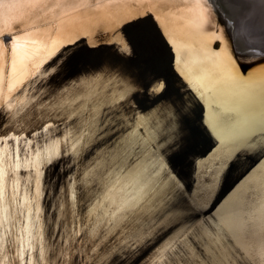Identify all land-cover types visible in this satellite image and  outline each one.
<instances>
[{
    "label": "snow or ice",
    "instance_id": "snow-or-ice-1",
    "mask_svg": "<svg viewBox=\"0 0 264 264\" xmlns=\"http://www.w3.org/2000/svg\"><path fill=\"white\" fill-rule=\"evenodd\" d=\"M45 3L46 0H0V50L11 49L7 67L0 53V80L6 71L9 92L19 65L40 50L26 48L28 42L20 43L21 38L11 28L23 23L26 9ZM150 3L152 0H108L109 5L121 9L118 19L105 17L113 34L115 25L127 21L134 38L146 49L151 48L162 38L164 29L156 27L159 21L150 9L145 13L133 11ZM59 43V39L53 40L44 45V50L51 56ZM126 51L123 46L121 52ZM54 64L55 61L43 69V75H48ZM65 67L41 84L43 91L29 94L15 104L5 100L0 105V127L22 120L34 125L28 136L36 138L34 142L0 133V143L4 145L0 148V248L7 245L10 251L16 247L19 257L38 244L39 260L47 258L51 264L55 250L45 257V226L41 222L44 169L69 157L63 162L77 172L68 177L67 185L55 197L52 208L56 215L49 224H55L57 229L63 227L73 246L74 238L89 245L83 255H91L92 264H137L144 256L151 257L150 264H249L250 259L264 264V246L252 257L246 248L257 231L264 233V166L252 172L232 201L215 213L205 212L204 204L213 185L202 187L198 180L195 189H186L162 159L164 152L176 146V119L182 109L175 108V101L172 107L145 110L139 103L130 102L136 99L134 89L119 71L83 75L76 72V78L67 83L70 77L58 80ZM39 75L32 73L34 77ZM240 83L249 87L252 82ZM202 87L191 83L188 95L196 100L193 92H199L203 98ZM162 88L159 77L148 79L144 85L145 94L156 99ZM239 118L238 112L210 104L208 128L220 142L213 162L218 161L222 169L233 161L232 167H242L247 173L264 160V118H258L254 104L244 110L242 130L236 126ZM12 130L9 124L8 131ZM21 140L23 145L13 149L10 142L20 144ZM206 164L201 161L198 167L203 169ZM218 175L219 170L213 184ZM257 195L261 197L259 215L246 211ZM48 232L47 238L53 242L61 235L55 229ZM69 257L64 264H78L76 255L69 253Z\"/></svg>",
    "mask_w": 264,
    "mask_h": 264
},
{
    "label": "bare ground",
    "instance_id": "bare-ground-1",
    "mask_svg": "<svg viewBox=\"0 0 264 264\" xmlns=\"http://www.w3.org/2000/svg\"><path fill=\"white\" fill-rule=\"evenodd\" d=\"M243 4H245L243 0H152V3L133 10L145 13L146 9H150L159 21L156 27L164 29L160 33L162 38L157 39L151 48L146 49L134 38V30L127 26V21L115 25L116 33L113 34L112 25L105 17L111 16L113 20L118 19L121 9L115 4L109 5L108 0H46L45 4L26 9L27 14L23 16V23L19 27L11 28V31L21 38L20 43L28 42L25 44L26 48H40L31 59L19 65V74L12 81V89L20 87L24 78H29V73L40 70L44 68V64H52L53 61H55L53 71L58 65L67 64L58 80L67 76L70 77L67 83H70L71 79L76 78L73 75L76 72L83 75L98 71H119L133 88L140 64L134 62L132 57L134 54L137 58L149 56L151 57L149 59H154L166 67L168 78L172 83L187 87L191 91L190 84L199 83L203 85L200 91L204 92L206 89L213 90V93L217 92L210 104L217 103L222 110L229 109L240 113L236 126L242 130L245 126L244 110L249 104L255 105L260 117L264 116V58L260 57V50L254 48H264V0L250 2L246 6ZM215 7H220L225 14H229L230 19L223 18L224 21H222ZM143 18L146 17L142 16ZM245 22H248V27L243 24ZM252 26L256 29H251ZM58 28H62L63 31L58 32ZM235 34L236 39H234ZM68 36L72 39H67ZM57 39L60 43L56 51L49 56L44 50V45L51 44ZM33 40L37 43L32 44ZM123 46L127 49L130 46L133 47L134 53L131 50L121 52ZM0 53L7 67L11 62V49L7 52L0 50ZM36 65L39 68L35 67ZM78 67H81L79 71ZM162 75L159 72L157 76L165 88ZM244 81L252 83L249 87H245L240 83ZM25 82L27 85L22 86L19 92L14 91L9 94V80L5 71L3 79L0 80V105L5 100L15 104L29 94L36 95L38 90L43 91L41 84H28L26 80ZM196 95L200 97L199 92H196ZM147 96L150 94L144 95L145 98ZM208 98L209 96L206 97L205 94L201 99L206 102ZM142 101L145 105L149 104L146 99ZM9 124L13 129L11 132L8 131ZM31 127L34 125L22 120L10 121L0 127V133L7 132L9 136L19 135L35 142V137L28 136ZM10 143L15 149L23 145V140L20 144L15 141ZM34 146L33 143L32 147ZM3 147V143H0V148ZM219 147L220 142L215 138V143L210 145L207 151L205 150L202 159L207 164L203 169L198 167L193 183L194 189L198 180L202 187L213 185L212 193L207 197V201L212 198L211 203L216 209H220L237 197L252 172L264 166V161L257 162L250 172L245 173L244 168L232 167L233 161H229L220 169L219 162H213ZM68 159L69 157H63L59 163L44 169L41 222L45 226V257L55 250L51 264H58V261L64 264L70 259L69 253L76 255L78 264H92L91 255H83L89 245L82 243L79 238H74L76 242L73 246L64 234L63 227L57 229L55 224H49V220L54 219L56 215L52 208L55 197L60 194V188L67 185L68 177L76 175L77 172L75 167L70 168L68 163L63 162ZM248 163L251 164L252 161ZM208 169L212 171L209 172ZM217 170L219 173L227 172L231 175L226 191L234 186L236 190L234 195L230 196V193L225 194L224 190L220 191L216 180L213 184V176L216 175ZM260 200L261 197L257 195L255 202H250V207L246 211L259 215ZM48 229H55L61 233L56 236L55 242L47 238L49 237ZM69 230H71V224H69ZM262 246H264V233L257 231L246 244L250 257L255 256L256 251ZM39 248L40 245H33L32 251L29 252L26 249L18 257L16 247H12L9 251L5 245L0 248V264H49L47 258L44 261L39 260ZM61 251H63V258H61ZM150 260V256H144L142 260H137V264H150Z\"/></svg>",
    "mask_w": 264,
    "mask_h": 264
},
{
    "label": "water",
    "instance_id": "water-1",
    "mask_svg": "<svg viewBox=\"0 0 264 264\" xmlns=\"http://www.w3.org/2000/svg\"><path fill=\"white\" fill-rule=\"evenodd\" d=\"M215 9L222 21H224L223 18H229V14H225L220 7H215ZM232 25H234V23H232ZM236 38L237 37L235 34L234 39ZM254 48L260 50L259 55L261 58H264V48ZM127 50H131L132 53H134V48L131 46ZM140 57L141 58H137L135 54L132 57V60L134 62H138L140 65H138V76L135 79V85L133 87V94L135 95L136 99L130 100V102L133 105L139 103L140 107L144 108L145 110H149L150 107L155 108L162 105L172 107L173 101H175V108L182 109L177 115L176 119V146L171 152H164L162 155V159L166 164H168L170 168L174 169L173 175L181 184L185 186L186 189H194L193 183L198 169V164L202 161L205 150L207 151L208 147L215 143L216 135L208 128V119L210 111V101L215 97V94L217 92L213 93V90L208 91L204 89L206 97L209 96L206 102L205 100H202L200 97H198L196 95V92H194L193 96L196 97V100H193L192 97L188 95V93L191 92L189 88L179 86L171 82L170 78H168V72L165 66L159 64L154 59H149L151 58L149 56ZM152 61H154L153 64ZM48 65L49 63H46L44 64V68L33 71V73H39V77H34L32 76V73L27 72L29 73V78L26 79L25 77L21 83V86L12 89L9 94L14 91L19 92L22 86L27 85L25 80L29 82L28 84H31L32 80L36 81L34 85L46 84L48 79H50L51 75L55 74L58 68L65 67V65L67 64L58 65L54 69V71L52 70V68H49L48 75H43V69L47 68ZM79 68L81 67L77 68L78 71ZM159 72L163 74L162 77L165 81V88H162L161 92L157 93L159 99H156V97L152 95L145 98L144 85L147 83L148 79H151L152 77H158L157 75ZM181 98L183 100V105L181 104ZM142 99H146L149 104L145 105ZM154 101L155 103H153ZM211 104L217 105V103L213 102ZM188 108H191V111H187ZM258 118H264V116L260 117V114H258ZM103 149L104 145L102 144L100 146V150ZM244 158L245 157L242 155L241 159ZM263 161L264 160H260L258 163H262ZM254 165L257 164L255 163ZM239 173L241 172L239 171ZM230 176L231 175L227 172H220L218 178L216 179V183L218 184V189L220 191L224 190L225 194L230 193L231 196L235 194L236 190L233 186L231 190L226 191V187L230 183ZM211 201L212 198H210L207 203L204 204L203 210L208 213H215L218 209L215 208ZM249 264H259V261L250 259Z\"/></svg>",
    "mask_w": 264,
    "mask_h": 264
},
{
    "label": "rangeland",
    "instance_id": "rangeland-1",
    "mask_svg": "<svg viewBox=\"0 0 264 264\" xmlns=\"http://www.w3.org/2000/svg\"><path fill=\"white\" fill-rule=\"evenodd\" d=\"M243 1H245V4H243V6H246V5L249 4L250 2H251V3H252V2L254 3V2L259 1V0H243ZM251 7H252V6H251ZM240 14H241V12H240ZM239 16H240V15H239ZM236 19H237V18H236ZM243 24L246 25V26L248 27V22H247V23L245 22V23H243ZM252 27H253V26H252ZM251 29H256V28L253 27V28H251ZM251 29H250V30H251ZM248 30H249V29H248ZM250 41H251V40H250ZM248 42H249V40H248ZM250 43H251V42H250Z\"/></svg>",
    "mask_w": 264,
    "mask_h": 264
}]
</instances>
